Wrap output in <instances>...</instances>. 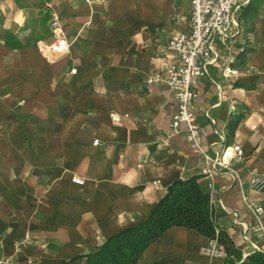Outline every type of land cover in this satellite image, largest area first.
<instances>
[{
  "label": "crops",
  "instance_id": "crops-1",
  "mask_svg": "<svg viewBox=\"0 0 264 264\" xmlns=\"http://www.w3.org/2000/svg\"><path fill=\"white\" fill-rule=\"evenodd\" d=\"M190 10L189 0H0V260L85 264L148 219L176 180L193 178L226 253L264 252L247 206L264 208V191L249 186L264 174V0H241L237 49L220 48L193 102L206 151L242 147L230 160L235 180L204 171L202 155L171 131L169 89L146 83L174 61L169 40L189 30ZM54 12L71 47L49 58ZM212 239L172 226L137 264H224L201 252Z\"/></svg>",
  "mask_w": 264,
  "mask_h": 264
},
{
  "label": "built area",
  "instance_id": "built-area-1",
  "mask_svg": "<svg viewBox=\"0 0 264 264\" xmlns=\"http://www.w3.org/2000/svg\"><path fill=\"white\" fill-rule=\"evenodd\" d=\"M189 2L191 5L189 30L178 32L169 40L168 48L175 54L174 61L164 73L151 74L146 83L148 86L162 84L169 89L173 100L177 103V112L172 118L171 131L182 132L190 148L202 155L206 164L204 171L212 175L214 168L216 172L224 171L235 180L239 178V174L231 168L230 160L243 158L242 147L236 144L215 156L206 151L200 143L203 131L197 121L193 102L197 97L200 79L207 75L211 64L219 61L220 48L223 47L228 54L237 49L239 23L236 15L240 9L241 0H189ZM51 27L56 39L47 47L46 56L49 58L66 54L71 47V42L63 34L61 17L56 12L52 14ZM76 72L77 69L71 71L73 74ZM226 72H230L227 67ZM112 119L115 122L121 120L117 114H113ZM97 144L98 140L94 142V145ZM73 180L77 184L84 183V180L77 176H74ZM249 186L255 191H264V174H253ZM247 206L257 220L252 227L253 231L264 237L263 206L251 202ZM201 252L211 258H226L227 253L220 241V230L216 226L215 237L210 244L201 248ZM0 264H7V260H0Z\"/></svg>",
  "mask_w": 264,
  "mask_h": 264
},
{
  "label": "trees",
  "instance_id": "trees-1",
  "mask_svg": "<svg viewBox=\"0 0 264 264\" xmlns=\"http://www.w3.org/2000/svg\"><path fill=\"white\" fill-rule=\"evenodd\" d=\"M172 226L192 228L209 238L215 237L209 196L196 178L176 180L148 219L125 228L99 250L86 254L85 264H137L143 250ZM232 253L235 256L229 252L224 264H264V252L256 251L243 259Z\"/></svg>",
  "mask_w": 264,
  "mask_h": 264
}]
</instances>
